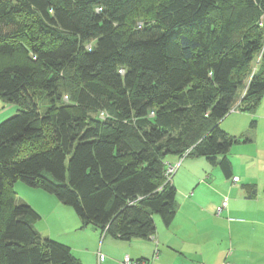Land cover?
Returning a JSON list of instances; mask_svg holds the SVG:
<instances>
[{"label":"trees","instance_id":"1","mask_svg":"<svg viewBox=\"0 0 264 264\" xmlns=\"http://www.w3.org/2000/svg\"><path fill=\"white\" fill-rule=\"evenodd\" d=\"M263 94L264 0H0V100L17 106L0 123V264H83L34 228L16 181L82 227L148 239L177 211L166 165L231 177L238 139L219 124Z\"/></svg>","mask_w":264,"mask_h":264},{"label":"crops","instance_id":"2","mask_svg":"<svg viewBox=\"0 0 264 264\" xmlns=\"http://www.w3.org/2000/svg\"><path fill=\"white\" fill-rule=\"evenodd\" d=\"M230 113L225 130L238 139L227 155L231 177L204 158H183L171 177L177 211L169 226L154 216L153 237L123 241L91 225L81 227V221L65 209L74 231L84 229V251L69 238L55 240L77 250L79 255L72 254L83 264L153 258L154 264H264V94L254 113L236 108ZM235 177L237 182L232 181ZM243 186H254L255 194L249 197L252 189L245 191ZM223 198L228 206L216 216ZM67 227L60 229L63 236L72 232ZM49 236L45 238L53 239Z\"/></svg>","mask_w":264,"mask_h":264},{"label":"rangeland","instance_id":"3","mask_svg":"<svg viewBox=\"0 0 264 264\" xmlns=\"http://www.w3.org/2000/svg\"><path fill=\"white\" fill-rule=\"evenodd\" d=\"M16 110H17L16 105L5 104L0 100V117H1L0 123L5 119H8L9 117L13 116ZM230 116H232V113H229L219 124L220 129L223 130L224 132H226L225 130L226 123H228L230 120V119L226 120V118ZM229 135L231 134L229 133ZM14 191L16 193L15 196L16 203L18 204L24 203L29 205L40 216V218L33 224L34 228H36V230H38L39 233L40 232L43 233L44 237L51 235L49 237L53 238L54 239L53 241H57L55 239H58L60 241L66 242L67 241L66 239L69 238L70 240L73 241L75 247H79L81 251H84V229L82 228L79 231H74L75 228L74 226L72 228L70 219L65 217L63 214L65 209L70 210V212L74 216L73 218H76V220L80 222L79 217L77 216V214L75 213L72 207L62 205L61 203H59V201L56 199L54 195L47 193L41 189L30 187L20 180L14 183ZM155 217L160 218L159 216H155ZM66 225L68 226L67 228H70L72 231L70 235H68L69 237L63 236L60 230L62 227ZM72 252L76 255L80 254L78 253L77 250H73Z\"/></svg>","mask_w":264,"mask_h":264},{"label":"built area","instance_id":"4","mask_svg":"<svg viewBox=\"0 0 264 264\" xmlns=\"http://www.w3.org/2000/svg\"><path fill=\"white\" fill-rule=\"evenodd\" d=\"M64 99L66 100V96L64 97ZM104 113H100V117H104ZM185 157V155L179 159L178 162L174 163V164H170L168 163L165 167V179L167 181H171V177L173 176V174L176 172L180 161ZM233 182H237L238 178L235 177L232 180ZM228 206V200L226 198H223L220 202V204L216 207L215 209V215L216 216H220L221 213L227 208ZM153 237V236H151ZM150 237V238H151ZM154 259L152 260H130V259H125L121 264H154ZM99 260H101V257H99Z\"/></svg>","mask_w":264,"mask_h":264}]
</instances>
